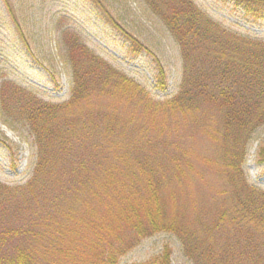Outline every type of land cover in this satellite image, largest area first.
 I'll return each mask as SVG.
<instances>
[{
	"label": "trees",
	"instance_id": "obj_1",
	"mask_svg": "<svg viewBox=\"0 0 264 264\" xmlns=\"http://www.w3.org/2000/svg\"><path fill=\"white\" fill-rule=\"evenodd\" d=\"M222 1L264 25V0ZM143 3L181 47L175 95L152 97L76 39L66 45L68 100L26 98L0 83V109L18 111L4 120L23 121L35 150L27 182L0 183V264H121L161 233L175 235L194 264H264V188L243 170L264 129V43L215 25L195 0ZM130 40L131 54L148 50ZM168 85L158 63L155 87ZM203 137L220 146L218 159L192 147ZM209 164L223 183L205 198L192 185ZM172 252L166 244L129 264H172Z\"/></svg>",
	"mask_w": 264,
	"mask_h": 264
},
{
	"label": "rangeland",
	"instance_id": "obj_2",
	"mask_svg": "<svg viewBox=\"0 0 264 264\" xmlns=\"http://www.w3.org/2000/svg\"><path fill=\"white\" fill-rule=\"evenodd\" d=\"M195 3L205 18L242 41L264 43V25L249 21L242 11H234L222 0ZM143 5V0H0V83L17 87L26 98L54 103L68 100L74 79L66 45L76 39L93 55L147 87L152 97L175 95L183 81L181 47L162 19ZM130 37L148 50L131 54ZM158 63L167 71L165 92L155 87ZM11 113L17 116L18 111L0 109V183L23 184L31 176L35 150L23 121L14 125L11 119L4 120ZM262 142L264 129L254 135L243 165L249 183L259 188H264V165L257 161ZM192 147L219 158L220 146L209 139L203 137ZM202 171L204 178H194L192 189L206 198L211 186L218 187L223 179L212 164ZM166 244L173 251L172 264H194L179 239L169 233L145 239L121 264L148 261Z\"/></svg>",
	"mask_w": 264,
	"mask_h": 264
}]
</instances>
